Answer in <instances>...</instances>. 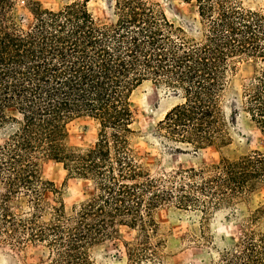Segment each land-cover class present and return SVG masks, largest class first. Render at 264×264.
Masks as SVG:
<instances>
[{
  "label": "trees",
  "instance_id": "16d2710c",
  "mask_svg": "<svg viewBox=\"0 0 264 264\" xmlns=\"http://www.w3.org/2000/svg\"><path fill=\"white\" fill-rule=\"evenodd\" d=\"M110 1L114 19L99 22L90 0L57 9L26 0L33 19L24 25L16 0H0V242L40 247L44 264H163L177 241L158 213L173 208L200 216L189 236L218 254L215 264H264V203L251 197L264 187V148L153 172L134 143L131 104L145 83L180 99L157 129L178 153L223 151L242 112L264 136V7L179 0L197 16L176 23L159 0ZM81 116L98 125L90 148L67 141ZM47 160L92 181L91 215L67 214L63 190L43 173ZM217 211L242 215L239 239L218 242L209 220ZM122 227L137 236L123 238ZM109 243L117 251L100 253Z\"/></svg>",
  "mask_w": 264,
  "mask_h": 264
},
{
  "label": "rangeland",
  "instance_id": "374dc122",
  "mask_svg": "<svg viewBox=\"0 0 264 264\" xmlns=\"http://www.w3.org/2000/svg\"><path fill=\"white\" fill-rule=\"evenodd\" d=\"M44 6L57 9L65 3L73 0H41ZM165 8L170 20L183 23V20L197 16L196 8L179 0H159ZM254 5L264 7V0H246ZM18 15L25 18L24 25H29L33 19L31 11L27 7L26 0H16ZM90 9L94 12L99 22H110L114 19L110 0H90ZM252 67L243 68L240 71L239 85L243 90L251 75ZM180 99L172 95L164 86L145 83L138 88L132 99V107L136 112L134 127L138 135L134 138L135 145L140 154L144 156L145 162L151 166L153 172H172L188 166H201L219 161L226 155L237 158L254 148H264V136L257 126L250 120L247 113H240L237 117L236 126L232 127L233 143L220 151L217 147L201 149L198 155L194 153H178L165 145L158 134V124L165 118L167 112L173 108ZM229 111V108L227 109ZM98 125L95 120L88 116L73 119L67 125V141L77 148L85 149L94 146L97 141ZM6 134L0 132V142H3ZM165 142V143H164ZM168 143V142H167ZM185 149L186 146L182 145ZM190 148V147H189ZM192 152V148H190ZM45 177L53 180L57 187L64 192V200L68 215H91L94 207L91 202L93 195V183L89 179L68 176L64 163L56 160H47L43 165ZM254 204L264 203V187L251 195ZM24 208V206H23ZM227 212L217 211L210 217V231L220 243L221 238L227 240L239 239L241 234V216L227 218ZM158 218L166 231L175 237L172 249L176 250L173 255L166 254L163 264H215L218 254L207 246H199L197 242L190 239L193 228L192 220L200 219L199 215L186 213L173 208H163L158 213ZM198 228V223L195 225ZM122 237L130 239L137 236V231L122 227ZM102 246L100 253H115L116 247L109 243ZM115 244L124 253L125 247L121 240ZM46 257L42 255L40 247L31 245L27 247H11L0 242V264H44ZM111 262L112 259H108ZM127 256L125 255V261ZM142 264H160L156 262H144Z\"/></svg>",
  "mask_w": 264,
  "mask_h": 264
}]
</instances>
